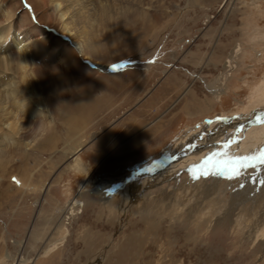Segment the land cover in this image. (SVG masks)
<instances>
[{
    "label": "rangeland",
    "instance_id": "374dc122",
    "mask_svg": "<svg viewBox=\"0 0 264 264\" xmlns=\"http://www.w3.org/2000/svg\"><path fill=\"white\" fill-rule=\"evenodd\" d=\"M98 9L91 59L76 52L52 0H0V28L34 43L24 65L14 43L0 61V264H264V232L249 237L264 226V138L246 154L236 147L264 120V0H108ZM220 83L227 91L216 98ZM187 149L203 153L175 164ZM188 178L185 205L166 210L156 196L173 200ZM205 184L213 201L197 210L204 200L192 192ZM240 192H251L245 206ZM148 196L162 210L148 213L153 227L138 206ZM77 197L84 204L73 210ZM241 208L240 229L231 222Z\"/></svg>",
    "mask_w": 264,
    "mask_h": 264
},
{
    "label": "bare ground",
    "instance_id": "6f19581e",
    "mask_svg": "<svg viewBox=\"0 0 264 264\" xmlns=\"http://www.w3.org/2000/svg\"><path fill=\"white\" fill-rule=\"evenodd\" d=\"M107 1L108 0H52V2L54 3V6H55V9L60 13V16H61V19L63 22V27H64V30L67 32L68 36H70L72 42L74 43L75 45V50L77 53L79 54H82V55H87L88 58H91L92 59V56H90V54L92 52H97L98 48H99V37H98V34H92V36H90L89 34V31L91 29H93L96 25L95 23H93V20H95V15H98L100 14V9H98V5L100 6H107ZM125 2V1H124ZM98 10V11H97ZM91 21V25H88V22ZM89 27V29L87 28ZM15 34V35H14ZM19 34H20V38L23 39V36L21 35V33L19 32H13L12 34H10V31H7V32H4L1 28H0V61H4V62H8V55L6 53V55H4L5 53L4 52H9L12 47H9L10 45L12 46V43L16 44V46L19 48V51L21 53L20 57L21 58V63L24 65V58L31 50V47L32 45H34V43H31L29 44L30 42L28 41L27 43H25L23 40H19ZM7 36V43L4 41L5 40V37ZM2 42V43H1ZM38 42V41H36ZM40 43L43 42L39 40ZM8 46V47H7ZM241 48V44H237L235 46V48L233 49L230 57L227 59L226 61V64H225V71L223 72L224 75H227L226 73L229 71V69L232 68L233 66V62L235 61V56L237 55V52L239 51V49ZM90 50V52H89ZM68 51V50H67ZM4 53V54H3ZM74 52L72 51H69V53L67 54L68 57L66 58L67 60V63L68 64H74ZM90 53V54H89ZM81 55V56H82ZM70 61H72L70 63ZM96 65H98L100 68L103 67V65H101L100 63H95ZM78 65H81V64H78ZM107 65L104 66V68L106 69ZM27 72H29V69H27V66H23ZM80 67V66H78ZM222 74V75H223ZM230 74V73H229ZM222 77V76H221ZM221 80V79H220ZM227 82V81H226ZM209 86V85H208ZM225 84L223 83H220L219 86L215 87L213 89V93L216 95L215 97L216 98H221L222 94L225 93ZM209 87H212V86H209ZM31 93L33 92L32 90L30 91ZM259 92V91H258ZM257 92V93H258ZM13 92L11 93H8V94H12ZM13 95H15L13 93ZM10 97V96H9ZM13 96H11L12 98ZM264 97V89L260 91L259 95L257 96V99L256 101H260L262 98ZM10 98V99H11ZM259 99V100H258ZM13 104H15L16 102V106H19L20 108H22V110H25V112L29 111L30 110V106H28V104L25 102L26 100L25 99H19L17 97H13ZM262 102V101H261ZM255 103V101H254ZM258 103V102H257ZM263 103V102H262ZM256 104V103H255ZM259 104V103H258ZM261 105V104H260ZM255 106V105H254ZM3 111H6L4 112L6 115H9L12 113V109H8L7 106L4 107V109H2ZM93 110V108H92ZM240 115V114H239ZM78 117V116H77ZM76 117V118H77ZM209 119V120H207ZM206 122H210L212 121V119L210 118H206L205 119ZM262 120V119H261ZM260 122V121H259ZM76 124V121L73 120L72 123L70 125H72L71 127L73 128V132H72V129L70 130L72 135L70 134L69 135V140L72 142L73 146H77L78 144L81 145L82 142L80 143V141H78V134L80 133V129L78 127L75 126ZM251 124V123H250ZM255 124V123H254ZM258 126L256 127H249L248 129H244L242 132L243 134H245L244 137H246V139H244V141L240 144L238 143L237 144V148L240 149V153L242 154H246L248 153L249 151H253V148H251L252 146V143L254 141L255 142H258L261 138L263 139L264 138V123H257ZM13 125L14 123H10L8 124L9 126V131L12 132L13 131ZM249 125V124H248ZM247 125V126H248ZM70 127V128H71ZM229 126L227 125V127H225V129H223V133H227V130H228ZM247 128V127H246ZM222 129V128H221ZM232 129V128H231ZM76 131L78 132L77 135H75ZM13 132H16V131H13ZM229 132V131H228ZM70 133V132H69ZM7 133H5L4 135H6ZM81 134V133H80ZM8 136V135H6ZM201 138V137H200ZM55 140L56 137L55 135H51L49 138H47V140ZM239 141V140H238ZM264 141V140H263ZM77 142V143H76ZM240 142V141H239ZM262 142V141H261ZM259 142V144L261 143ZM71 144V145H72ZM258 144V145H259ZM205 146V144H204ZM260 146V145H259ZM257 146V147H259ZM206 147V146H205ZM80 149V148H79ZM193 149V148H192ZM188 152L186 153H179V157H178V162L179 163H175V164H183L185 162H190L192 158H196V157H199L203 152H201V150H196V151H191V149H187ZM236 153V152H235ZM253 153V152H252ZM259 155V154H258ZM247 156V155H246ZM254 156V154H253ZM197 160V159H196ZM188 166H189V163H187ZM173 165L169 164V163H165L164 166L162 167V170H165V169H170V168H174V173L175 174H179L181 173V171L178 172V170L175 168H177L176 166L175 167H172ZM179 167V166H178ZM82 168V167H81ZM161 169V168H160ZM185 169V168H184ZM263 169V168H262ZM168 171V170H167ZM173 172V171H172ZM90 174V173H89ZM88 175V174H87ZM91 175V174H90ZM90 175L86 178L87 180L89 179ZM142 175V174H141ZM191 175V174H190ZM261 175V174H260ZM146 176V175H145ZM177 177V176H176ZM257 178H259V176H257ZM198 180V179H197ZM217 180V179H216ZM181 181V180H180ZM189 181L190 179L188 178L187 180L185 181H181L182 183L178 184V193L179 195L177 194L175 197L176 198H173V200L171 198V194L168 195V194H164L163 191H161L162 193H159L158 196H156V198H161L160 199V203L161 205H164L166 208V210H170V211H174V212H177L179 207L180 206H183L185 205L184 203H182L185 198L187 199L189 193L186 191V190H183L184 187H187L189 186ZM250 182V181H248ZM239 183V182H238ZM201 184V183H200ZM196 186V185H195ZM249 186V185H248ZM226 187V186H225ZM191 188V187H190ZM189 189V188H188ZM192 189V188H191ZM190 189V190H191ZM189 190V191H190ZM210 190V191H209ZM215 188H211L210 185L208 184H205V187L203 189H201L200 191L198 190L199 193H193V195H195L196 197H198V199L201 197L203 200V202H198L197 204L199 205H196V209H200L202 207V209L206 208V206L208 205V200L209 199V203L211 201H213V198L211 197V193L215 192ZM242 190V189H241ZM247 190V189H246ZM192 191V190H191ZM249 191V190H247ZM248 192H240V193H236L235 195L238 197V199H241L242 201L241 202V205L239 204V206H242L244 205V201L246 200V196H248V194H251L248 193ZM173 196V195H172ZM190 196V195H189ZM211 197V199H210ZM155 198V197H154ZM192 198V197H190ZM226 198V197H225ZM250 198V197H249ZM193 199V198H192ZM219 199V198H218ZM255 199V198H254ZM257 199V198H256ZM153 199H151V196H148L145 201L141 202L138 206L140 207L139 209L141 211H144L147 215L146 216V219H147V222H148V225L153 227L154 225H156V220H154V216L156 217V215L154 214L153 216H150L148 213L150 212H156V214L161 210L160 206L158 207V205L154 206L152 203ZM154 200H157V199H154ZM170 200V201H168ZM224 200L226 199H223L221 198L220 202L223 204L224 203ZM248 200V199H247ZM258 201V200H257ZM127 202V201H126ZM166 202V203H165ZM77 204H84L80 197H77L74 201L71 202V207L74 208L73 210H75V205ZM159 203V199H158V202ZM212 203V202H211ZM235 203V202H234ZM259 203V202H258ZM263 204V202H262ZM201 205V206H200ZM251 205V204H250ZM264 205V204H263ZM137 206V205H136ZM238 206V207H239ZM245 206V205H244ZM249 206V205H248ZM71 208V209H72ZM246 208L248 209L249 207L246 206ZM163 209V210H165ZM188 209V208H187ZM187 209H185L187 211ZM195 209V210H196ZM236 209V207H235ZM239 210V209H238ZM243 210L242 208L239 210V215H237V218L234 219V222H231L233 224H236V228H240L242 227V222H243V217L244 216H247V210L246 212H243L241 213L240 211ZM183 211V210H182ZM190 214L193 213V210L190 208ZM249 211V210H248ZM180 212V211H179ZM256 212V211H255ZM136 213V212H135ZM172 213V212H171ZM196 213H199V212H196ZM193 214V215H196ZM206 213V212H204ZM236 213V212H235ZM183 214V213H182ZM225 214V213H224ZM143 215V214H142ZM236 215V214H235ZM179 216V215H178ZM202 216V215H201ZM207 217V216H205ZM196 218V216H192V215H189L187 216L186 218V221L187 222H190V223H195L194 219ZM228 216L223 220L225 222L228 221ZM200 219V217H199ZM194 221V222H193ZM200 223V222H199ZM259 225V224H258ZM262 226V225H261ZM259 227V228H255L253 229L252 231V227H251V231H250V234H249V237L253 240L257 237V235L259 236V234H262V232H264V226L263 227ZM241 229V228H240ZM260 232V233H259ZM259 233V234H258ZM249 238V239H250Z\"/></svg>",
    "mask_w": 264,
    "mask_h": 264
},
{
    "label": "snow or ice",
    "instance_id": "6c2138e0",
    "mask_svg": "<svg viewBox=\"0 0 264 264\" xmlns=\"http://www.w3.org/2000/svg\"><path fill=\"white\" fill-rule=\"evenodd\" d=\"M257 118H259V117H257ZM259 121H260L261 123H264V120H260V118H259ZM261 155L264 156V152H262ZM209 174H210V173L207 172V171H204L203 173H201L202 176H208ZM194 178H195V179H199L200 176H195V175H194Z\"/></svg>",
    "mask_w": 264,
    "mask_h": 264
},
{
    "label": "water",
    "instance_id": "95a60500",
    "mask_svg": "<svg viewBox=\"0 0 264 264\" xmlns=\"http://www.w3.org/2000/svg\"><path fill=\"white\" fill-rule=\"evenodd\" d=\"M111 67V66H110ZM207 120H209V119H207Z\"/></svg>",
    "mask_w": 264,
    "mask_h": 264
}]
</instances>
